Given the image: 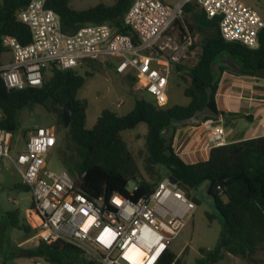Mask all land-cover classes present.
Returning <instances> with one entry per match:
<instances>
[{
  "label": "trees",
  "instance_id": "trees-1",
  "mask_svg": "<svg viewBox=\"0 0 264 264\" xmlns=\"http://www.w3.org/2000/svg\"><path fill=\"white\" fill-rule=\"evenodd\" d=\"M29 1L3 0L0 4V66L2 56L9 53L3 45L4 37H15L24 45L31 40L29 27L18 18V13ZM132 1L116 0L111 6L98 4L82 11L70 8L67 0H48L47 6L60 15L65 32L76 31L88 24L108 22L119 33H127L123 17ZM262 15L264 17V10ZM184 18L191 20H187L191 32L209 40L195 64L175 67L174 72L185 74L189 80V85L183 88L184 95L190 99L187 105L168 106V101L167 105L159 106L153 99L140 98L126 115L103 110L95 125L88 129L85 126L87 103L77 98V92L86 76L92 73L83 76L74 70L52 68L49 78H46L48 69L45 70L43 85L39 88L8 90L0 77V129L15 132L19 126V113L25 109L32 111L36 105L53 114L57 125L66 129L63 147L57 151L58 160L77 187L90 198H108L114 193L129 196L128 185L133 182L139 186L133 196L136 200L153 192L164 177L171 175L186 196L196 201L192 192L207 182V193L225 230L217 248L210 251L200 249L204 257L197 262L216 264L223 259V253H229L255 264L257 255L264 256V136L214 147L206 161L187 163L175 151L174 131L189 125L172 126L170 120L188 118L196 110L209 105L222 117L252 121L251 115L219 111L216 93L224 71L264 79V28L259 35V47L250 49L224 41L219 33V20L208 19L196 2L185 6ZM223 56L234 60L239 69L220 63ZM216 64L219 65L218 72H213ZM128 77L137 82L133 76ZM67 103L72 109L68 126L62 121ZM208 119L212 118H205ZM140 123H145L148 130L144 149L134 155L121 132L135 129ZM166 128L169 131L165 134ZM16 187L30 191L22 182ZM6 217L8 224L28 235L33 244L32 248L20 249L26 258L50 264H98L76 245L61 240L48 244L34 236L35 231L28 223L20 222L17 211H8ZM207 217L210 221L218 218L213 214H207ZM2 257L0 247V263ZM160 264L183 262L168 250Z\"/></svg>",
  "mask_w": 264,
  "mask_h": 264
},
{
  "label": "built area",
  "instance_id": "built-area-1",
  "mask_svg": "<svg viewBox=\"0 0 264 264\" xmlns=\"http://www.w3.org/2000/svg\"><path fill=\"white\" fill-rule=\"evenodd\" d=\"M190 2L208 19L219 20L224 41L259 47L264 17L242 0H133L123 17L127 33L108 22L65 32L48 0H30L18 18L29 27L31 40L24 45L4 37L11 57L0 66V77L8 90L39 88L47 69L75 70L114 59L117 74L133 76L157 105L165 106L176 65L195 64L203 49L201 35L182 24ZM201 124L198 149L209 152L226 144L225 129L215 118ZM58 139L54 125L35 127L27 134L25 150L12 157V134L0 129V162L9 160L32 193L27 223L34 236L48 244L61 240L76 245L98 264H160L191 219L194 201L169 176L136 200L135 183L129 196L90 198L65 169L48 167Z\"/></svg>",
  "mask_w": 264,
  "mask_h": 264
},
{
  "label": "rangeland",
  "instance_id": "rangeland-1",
  "mask_svg": "<svg viewBox=\"0 0 264 264\" xmlns=\"http://www.w3.org/2000/svg\"><path fill=\"white\" fill-rule=\"evenodd\" d=\"M70 8L76 11L86 10L98 4L111 6L116 0H67ZM254 7L262 14L264 10V0H242ZM3 0H0L2 4ZM189 22L191 20L187 19ZM184 16L182 24L187 26ZM201 41L203 37L201 36ZM10 54L2 56V62L10 59ZM223 58H229L223 56ZM194 63L188 60L187 65ZM116 60L105 59L100 62L85 63L77 67L74 71L85 76L91 72V76H86L83 86L77 92V98L87 103L86 109V128H92L97 122L101 112L105 109L111 110L118 115L130 113L140 98L152 101L150 95L146 94L141 85L132 81L126 75H119L115 72ZM216 69V68H215ZM218 70V69H217ZM51 76L50 69L46 71V78ZM189 85V80L183 73L174 72L171 78L170 90L168 92L169 105H187L190 101L184 95L183 88ZM120 104V105H119ZM18 129L11 133L13 141L11 144L10 155L14 157L25 150L26 137L29 131L39 126L54 125L59 132L57 147L48 158V167L53 171L64 169L58 160L57 151L61 150L64 144L65 130L63 126H58L56 117L48 113L42 106L36 105L32 111L23 110L18 115ZM224 129L229 132L233 126L223 124ZM148 127L145 123H140L135 129L121 132L122 137L127 141L130 150L137 154L144 149L145 135ZM26 134V136H25ZM227 139V138H226ZM227 143V142H226ZM21 183V177L9 160L3 159L0 162V247L3 257L0 264H50L39 259L26 258L20 249L32 248L33 244L28 235L18 228H12L8 224L6 213L17 211L20 222L26 223L29 217L31 204L33 201L31 191H26L16 187ZM133 182H130L128 189H132ZM208 183H202L192 192L196 204L191 219L184 229L173 240L169 250L173 252L183 264H199L197 261L204 257L200 253L203 248L207 251L218 247L220 238L224 233L225 226L214 207L212 198L207 193ZM207 214L216 215L210 221ZM223 259L216 264H250L239 256L223 253ZM210 264V263H206ZM255 264H264V256L257 255Z\"/></svg>",
  "mask_w": 264,
  "mask_h": 264
},
{
  "label": "crops",
  "instance_id": "crops-1",
  "mask_svg": "<svg viewBox=\"0 0 264 264\" xmlns=\"http://www.w3.org/2000/svg\"><path fill=\"white\" fill-rule=\"evenodd\" d=\"M216 104L225 114L252 116V121L233 116L216 118L218 124L234 127L229 132L225 130L227 143L264 136V79L224 71L220 75ZM202 128L203 124L189 125L174 131L175 151L187 163L206 161L209 157V152L198 149Z\"/></svg>",
  "mask_w": 264,
  "mask_h": 264
},
{
  "label": "water",
  "instance_id": "water-1",
  "mask_svg": "<svg viewBox=\"0 0 264 264\" xmlns=\"http://www.w3.org/2000/svg\"><path fill=\"white\" fill-rule=\"evenodd\" d=\"M208 42H209L208 38H203L202 48H205L207 46ZM219 62L223 63V64H228L234 70L239 69L238 64H236V62L230 58H221L219 60ZM218 67H219V65L216 64V66H215L216 69H214L213 72H218V70H217ZM208 97H210V91H208ZM71 116H72V109H71L70 105L67 103L64 106L63 115H62V121L66 126L69 125ZM219 117H220V114L218 111L214 110L209 105H206L204 108L196 110L193 113V115L188 117V118H183V119L171 118L170 123L172 126L199 125L205 121V118H219ZM168 131H169V129L166 128L164 130V133L166 134ZM169 178L172 181V183L178 182L177 179L171 175L169 176Z\"/></svg>",
  "mask_w": 264,
  "mask_h": 264
},
{
  "label": "flooded vegetation",
  "instance_id": "flooded-vegetation-1",
  "mask_svg": "<svg viewBox=\"0 0 264 264\" xmlns=\"http://www.w3.org/2000/svg\"><path fill=\"white\" fill-rule=\"evenodd\" d=\"M223 58V57H222Z\"/></svg>",
  "mask_w": 264,
  "mask_h": 264
}]
</instances>
